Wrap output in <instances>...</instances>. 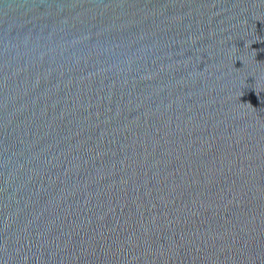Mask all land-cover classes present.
I'll return each instance as SVG.
<instances>
[{"label":"water","instance_id":"95a60500","mask_svg":"<svg viewBox=\"0 0 264 264\" xmlns=\"http://www.w3.org/2000/svg\"><path fill=\"white\" fill-rule=\"evenodd\" d=\"M0 264H264V0H0Z\"/></svg>","mask_w":264,"mask_h":264}]
</instances>
